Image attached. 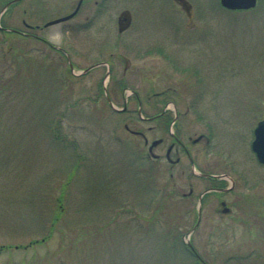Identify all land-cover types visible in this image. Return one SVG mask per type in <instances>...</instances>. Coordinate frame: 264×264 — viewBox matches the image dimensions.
Here are the masks:
<instances>
[{"label": "rangeland", "instance_id": "374dc122", "mask_svg": "<svg viewBox=\"0 0 264 264\" xmlns=\"http://www.w3.org/2000/svg\"><path fill=\"white\" fill-rule=\"evenodd\" d=\"M68 1L45 0L43 23L70 12ZM188 1L192 17L172 0H109L102 12L92 0L93 10L45 28L51 43L75 47V73L107 61L78 76L46 43L0 28L1 82L13 78L0 86V264H264V163L251 146L264 118V0L250 9ZM3 5L1 26L24 30L26 0ZM124 9L133 20L120 32ZM136 94L143 116L173 99L182 115L170 130L185 142L211 132L191 152L237 182L230 212L216 192L200 202L210 182L192 178L186 154L171 164L165 142L149 163L126 125L150 142L162 134L139 116Z\"/></svg>", "mask_w": 264, "mask_h": 264}, {"label": "flooded vegetation", "instance_id": "af4514ba", "mask_svg": "<svg viewBox=\"0 0 264 264\" xmlns=\"http://www.w3.org/2000/svg\"><path fill=\"white\" fill-rule=\"evenodd\" d=\"M22 0H0V2H3L4 5L3 7H5L6 5H9V8L13 5H15L16 3L21 2ZM71 1V0H70ZM74 1V2H73ZM72 2L68 1L65 2L67 4V7H73V9L70 12H66L52 20H55L59 17L65 16V15H69L72 12L76 11L74 16H72L70 19H67L66 21H69L73 18H75L76 16H78L81 13V10L83 8V6H92V0H73ZM104 2H101L100 4V12L101 9H104V11H106V9L109 7L108 5H110L108 3L109 0H103ZM175 4L178 3L179 5H181L183 7V5L181 4L180 1L178 0H172ZM26 8H25V13L28 15V19L25 18L23 19V24L25 26V29L22 30L21 28H16V27H12L11 30H7V28L10 27H4L3 29L5 31H11L13 34H17L20 35L26 39H34V40H39L42 41L44 43H46L47 45H49L51 48L60 51L62 53V56L66 57L68 59V64H69V68L72 71L73 69H75V62L72 59V52L74 51V48L67 47L68 44L62 46V45H55L53 43H51L47 37L44 36L43 32L45 30V28L49 27L50 25H46L47 22L52 21V20H48L47 22L43 23V21L46 19L47 16H43L42 12L44 10V6L46 4L45 0H26ZM98 3V0H94L93 4ZM91 10H93V8L91 7ZM125 10H129V9H124ZM122 11V12H123ZM130 11V10H129ZM121 12V14H122ZM118 18V22H119V28H120V16ZM86 20L89 21L88 22V26L92 24V21L90 22V15H86ZM133 20V15L132 12L130 11V16L127 19V21H121V22H129V26L131 25ZM63 21V22H66ZM61 22V23H63ZM78 27H80V25H77ZM76 26V29H77ZM73 28V26H70L69 28L67 27L65 29V31H70V29ZM77 50V48H76ZM125 71H124V75L126 74V72L128 71V68L130 66V61L128 58L125 57ZM107 61H98L94 64H92L90 67L93 66V68L95 67H99L101 65L106 64ZM88 67V68H90ZM110 67V65H109ZM91 68V69H93ZM113 66L111 65V67L109 68V72L111 71L110 69H112ZM82 75V74H81ZM165 94V93H164ZM156 95L160 96L159 93H157ZM138 98V102H139V109H138V113L139 116L143 119V120H147V121H152L153 124L149 127V130H154L157 133L162 134V136H160L157 139L152 140L151 142L149 141V138L147 137L146 132L141 131V130H131L129 128L128 125H126V128L128 130L131 131V133H134L136 135L142 136L144 138V142L145 144L148 146V152H147V159L150 163L153 164H158L159 160L161 158L160 154H157L155 152V149L161 145L164 144L165 142L168 144L167 145V149L165 152L166 158L169 162H171V164H179L182 161V153L186 154L189 158V161L191 162V175L192 178H197V179H201V180H205V181H209V185L207 186V188L205 190H209L205 195L203 200L205 199V196L209 193L212 192H216L219 194V201L222 204V202H226V204L228 206H230L229 201H227L226 199V195L229 194V192H231L237 182H235L233 180V182L229 183L227 182L229 179L225 176L222 177H214V175H227L225 174H216L214 172H210L208 170H205L203 168L200 167L199 164H197L196 162V158L193 156L191 149L193 147H197L198 151L203 150L205 147L207 148L210 143H211V132H198L197 135L195 137H193L192 135H189L188 137V141H184V138H182L183 133L185 132H181L180 127L177 128V130H170V126L172 125V123H176L178 118L181 117L182 112H179V110L177 108H175L174 111L170 110V103L174 102L173 99H166V98H162V102H165V104L163 105L162 108L159 107V105H155V104H151L149 103V105H152V108L154 110L153 113H151L150 115H142V101L139 98L138 94L135 95ZM160 101V100H159ZM119 111L122 112H126L128 111L127 108V103H125V105L123 106V108H119ZM165 134H169L171 136V141L169 140H165ZM156 140H159V142L153 146L152 150H150V146L152 145V143ZM199 146H201V148H199ZM173 154L176 155V159L174 160L172 158ZM198 165V166H197ZM228 176V175H227ZM204 190V191H205ZM203 191V192H204ZM202 192V193H203ZM194 193V189L191 188L190 192L188 195H192ZM201 193V194H202ZM200 194V195H201ZM199 195V196H200ZM202 200V201H203ZM223 208L221 209V211L223 212ZM230 212V210L228 211ZM227 212V213H228Z\"/></svg>", "mask_w": 264, "mask_h": 264}, {"label": "water", "instance_id": "95a60500", "mask_svg": "<svg viewBox=\"0 0 264 264\" xmlns=\"http://www.w3.org/2000/svg\"><path fill=\"white\" fill-rule=\"evenodd\" d=\"M181 2V4L183 5V8L187 11L188 15L190 17H192V5L190 4V2L188 0H178ZM221 4L229 9H250V8H254L257 6L258 4V0H221ZM6 8V7H5ZM4 8V10H5ZM3 10V11H4ZM2 11V12H3ZM75 13V12H74ZM74 13L65 16V17H61L55 20H52L50 22H48L47 25L49 24H54V23H58L60 21L69 19L70 17H72L74 15ZM130 16V11L129 10H125L122 12L121 16H120V31H123L125 28H127L129 26V22H121V21H127V19ZM1 17V14H0ZM92 67L87 68L86 70H84V72L90 70ZM81 74V73H79ZM110 104L113 106L114 109L118 110V108L114 105L112 99L108 96L107 97ZM254 140L252 142V149L254 150V152L256 153L257 159L259 160V162L264 163V118H262L261 120L258 121L256 127L254 128ZM159 142V140H156L152 143V145L150 146V150H152L153 146L156 145ZM224 176V175H223ZM208 191V190H207ZM205 191L200 198L203 197V195L207 192ZM222 206H224L223 211L224 212H228L230 210V207L227 206L226 202H222ZM201 206L199 208V221L201 218ZM188 244L190 246H193L191 241H188Z\"/></svg>", "mask_w": 264, "mask_h": 264}, {"label": "trees", "instance_id": "16d2710c", "mask_svg": "<svg viewBox=\"0 0 264 264\" xmlns=\"http://www.w3.org/2000/svg\"><path fill=\"white\" fill-rule=\"evenodd\" d=\"M16 78V77H15ZM13 79V78H12ZM12 79L6 80V81H2V78L0 77V86H5L4 84H9L11 83ZM2 84V85H1ZM9 86V85H6ZM102 91V90H101ZM2 95L1 91H0V96ZM150 163V162H149ZM60 218V213H57L56 216L53 217L54 221L53 223H55L58 219ZM53 226V225H52ZM51 236V233H49L48 235L44 236V238H48ZM3 248H5V246H1L0 245V250H2ZM190 251L195 255L194 251L192 249H190ZM196 256V255H195ZM196 260L197 261H201L197 256H196Z\"/></svg>", "mask_w": 264, "mask_h": 264}, {"label": "bare ground", "instance_id": "6f19581e", "mask_svg": "<svg viewBox=\"0 0 264 264\" xmlns=\"http://www.w3.org/2000/svg\"><path fill=\"white\" fill-rule=\"evenodd\" d=\"M74 12L76 13L77 10L74 11ZM74 12H72V13H74ZM72 13H71V14H72ZM75 13H74V15H75ZM69 15H70V14H69ZM74 15H73V16H74ZM65 16H68V15H65ZM65 16H62V17H65ZM59 18H61V17H59ZM70 18H71V17H70ZM70 18H69V19H70ZM57 19H58V18H57ZM66 20H67V19H66ZM66 20H63V21H66ZM63 21H60V22H58V23H61V22H63ZM49 22H50V21H49ZM47 24H48V22H47ZM47 24H46V25H47ZM54 24H57V23H54ZM49 25H53V24H49ZM128 27H129V26H128ZM128 27H127V28H128ZM0 28H1L2 30L5 29L3 26H1V24H0ZM3 28H4V29H3ZM127 28H125V29H127ZM8 29L11 30V28H7V30H8ZM125 29H124V30H125ZM124 30H123V31H124ZM119 31H120V30H119ZM123 31H120V32H123ZM57 52H58V55L63 59L64 56H62V53H61L60 51H57ZM65 59L68 61V59H67L66 57H65ZM72 72L74 73V75H77V76H78V75H81V74H79V73H75V72H74V69L72 70ZM222 176H223V175H214V177H222ZM199 199H200V202H202L203 199L200 198V196H199ZM231 209H232V208H231Z\"/></svg>", "mask_w": 264, "mask_h": 264}]
</instances>
